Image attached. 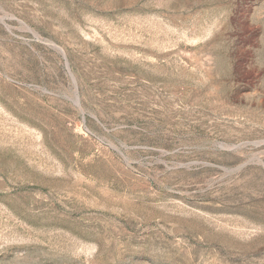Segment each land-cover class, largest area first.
<instances>
[{"label": "rangeland", "instance_id": "1", "mask_svg": "<svg viewBox=\"0 0 264 264\" xmlns=\"http://www.w3.org/2000/svg\"><path fill=\"white\" fill-rule=\"evenodd\" d=\"M0 264H264V0H0Z\"/></svg>", "mask_w": 264, "mask_h": 264}]
</instances>
